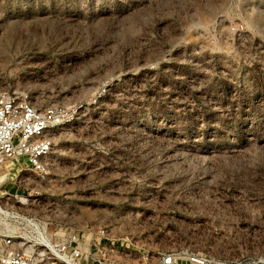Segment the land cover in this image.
Masks as SVG:
<instances>
[{
	"label": "rangeland",
	"instance_id": "374dc122",
	"mask_svg": "<svg viewBox=\"0 0 264 264\" xmlns=\"http://www.w3.org/2000/svg\"><path fill=\"white\" fill-rule=\"evenodd\" d=\"M84 1L0 0V90L84 104L50 229L101 240L95 264H263L264 0Z\"/></svg>",
	"mask_w": 264,
	"mask_h": 264
},
{
	"label": "built area",
	"instance_id": "2783aa9c",
	"mask_svg": "<svg viewBox=\"0 0 264 264\" xmlns=\"http://www.w3.org/2000/svg\"><path fill=\"white\" fill-rule=\"evenodd\" d=\"M126 0H85V13ZM126 2V3H125ZM95 3V4H94ZM102 5V6H100ZM105 90L95 96L94 102ZM83 103L44 105L23 89L0 90V264H95L101 240L80 232L50 229L66 210V161L57 134L81 117ZM92 163L98 170L103 163ZM99 167V168H98ZM86 168V166H85ZM91 175L92 170L87 171ZM86 172V174H87ZM73 176L80 177L82 174ZM58 187L56 193L54 188ZM103 239L105 230L99 231ZM114 243H112L113 245ZM264 264V262H261ZM159 264H228L194 251H168Z\"/></svg>",
	"mask_w": 264,
	"mask_h": 264
}]
</instances>
